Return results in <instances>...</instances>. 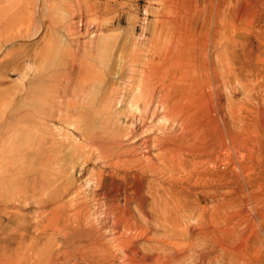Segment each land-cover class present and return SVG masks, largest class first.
Wrapping results in <instances>:
<instances>
[{
    "label": "rangeland",
    "instance_id": "rangeland-1",
    "mask_svg": "<svg viewBox=\"0 0 264 264\" xmlns=\"http://www.w3.org/2000/svg\"><path fill=\"white\" fill-rule=\"evenodd\" d=\"M42 1L43 0H0V10L2 9L0 12V64L2 63L0 65V95H2L0 96V116L5 115V112L8 114L11 110L13 111L17 101L22 100L23 96L25 97L28 88L24 87V83H31V81L35 83L40 79L39 77L48 75L47 73L50 74L55 71H62L66 64L65 61H70L69 58H71V56L68 58L71 53L68 54V48L65 46H71L69 49L71 48L70 50H74L76 48L75 46L81 43L84 45L83 50L90 48L89 50H91L92 53L89 54L90 57L87 55L88 57L84 60H89L90 62L86 61V71L89 72L91 70L87 75L89 78H86L87 80H82L77 86L74 85L73 88L77 89L74 90L75 93H73L71 88L74 95L71 91L68 93L66 96V105L69 103H77L80 107L79 113L83 115L87 123L90 120L89 124L95 123L93 121H97L100 114L105 116V118L109 120L108 126L105 128L106 138L108 139L112 133L115 132L114 130H116V132L121 130L120 133L123 132L122 135L130 133L129 130H134L137 137L132 135L129 136L130 138L127 144L130 147L131 145L132 147H140V142L142 144L144 141L143 138L145 137H157V133L155 132L159 128L160 130L157 131L159 132V136L168 135V133H176L183 128L186 129L187 132L195 127L203 128L206 131L204 140L208 143L217 140L218 147L213 154L201 155L198 156V158L199 160L206 158L208 160V167H212V165H214L213 163L217 164V175L214 180L216 182L215 184L220 188L225 202V207L220 211L221 223L223 226L232 225L231 227H233L234 235L229 243L235 252L236 264H264V0H87V2L86 0H58V3L56 0H44V3ZM51 1L55 3L52 4ZM29 2L30 5L28 6ZM7 5H9V7H6ZM74 5H79V10L82 9L80 10L81 12L79 10L76 11V8H74L76 6ZM78 11L79 13H77ZM82 11L84 12L82 13ZM50 13L53 14L51 15ZM80 13L86 18L81 17V15H79ZM28 15L30 16L28 17ZM78 15L79 18H77ZM80 17L83 19L81 20ZM9 20L10 24L8 25ZM52 22L53 25H51ZM14 23L17 26H14ZM55 23L57 25H55ZM75 23L76 27L74 26ZM6 26L9 29H6ZM53 26H56L55 29ZM69 26L71 27L69 28ZM88 26L89 28H87ZM10 27H12V31ZM64 27L65 30H67L65 32ZM62 30L64 34H70H65L63 36ZM53 31L54 33L57 32V35H53ZM49 33H51V36H49ZM80 33L82 35H80ZM16 34L19 35L20 38L19 36H16V38ZM10 35L13 36L10 37ZM7 37L10 39H7ZM54 37H56V39ZM23 38L26 40H23ZM69 38L71 39L69 40ZM50 39H52V41ZM53 40H56V42ZM4 41L9 44H6ZM47 41L48 44H46ZM49 42L51 43L50 46ZM86 42L89 43L85 45ZM15 45L18 49L23 47L22 50L25 49L23 53H21L22 50H14L17 49ZM52 45L54 48L56 47L55 50L63 49L60 51L56 50L55 52L54 48H51ZM87 45L90 46L87 47ZM91 46L95 48L92 49ZM49 48L52 51H50ZM40 50L41 52H39ZM173 50L180 54H178L179 58L184 60V63L185 61L187 62V68L184 65L186 78L184 76L181 82L184 86L182 89L184 92L182 90L180 91L182 87L177 90H170L169 88L172 79L170 81V74L168 75L166 71L170 69L171 63L175 60V52ZM16 51L21 52L17 55ZM12 52H15L16 55ZM37 52L39 54H37ZM50 52L54 53L51 55ZM94 52L95 55H93ZM219 52L222 55L217 54ZM46 53L50 56H44ZM169 57L172 58V61H170L171 58ZM219 58H221V60ZM4 59H6V61ZM217 60L220 62L218 63ZM37 61H39V63ZM131 62H135L134 65L137 68L136 70H133L135 67ZM231 66L233 67L231 68ZM129 67H131V69L133 68V73L135 71H137V73L133 74ZM160 69H162L163 72L158 74ZM34 73L38 76H35ZM30 78L34 79L30 80ZM158 80H160V82ZM67 82L68 79L64 78L62 80L63 88L60 87L58 89L64 90L68 85ZM150 82L151 85L149 84ZM82 84L84 85L82 86ZM78 86L84 91L78 90ZM9 87L10 89L8 90L10 92L7 90ZM58 89H56L58 92L56 91L54 93L64 96L65 92L59 91ZM85 91L87 93H85ZM15 92H17V94ZM24 92L25 94L23 95ZM82 92L84 95H82ZM20 93L22 94L20 95ZM165 93H168V95ZM153 95H155L156 99ZM170 95H174V97ZM82 96L84 97L82 98ZM159 97H161V99ZM57 100V102L54 101V103L51 104L53 106L57 104L56 106H58L61 101L59 99ZM12 101L13 103H11ZM1 104H3V107ZM13 104L15 105L13 106ZM159 104H161V108L165 105L163 108L164 111L160 113L162 117L158 116V119L148 120L146 122L149 124L146 123V115L150 114V110L148 109L154 108ZM8 105L12 109L9 110ZM81 105H83L84 109H87L82 110L83 107H81ZM84 115L86 116L84 117ZM133 117L137 120L133 121ZM181 118L184 119V121ZM140 119H142V121ZM59 123L60 122L50 124L54 129L60 130V128H62V130H64L63 135L59 138V140H61L59 145L60 151L52 161H49L50 166L48 167L52 170L47 176L49 183L47 182L45 185L43 195V201L45 203H38L40 205L38 206L37 203L31 200L26 203L27 205L24 204L23 211L25 213H23L26 215L27 232L30 237L28 238L27 236L23 248L27 250L28 254L23 260L21 259L22 261L19 260L16 264H75L78 257L80 258L81 256V254H79L80 247L77 246L81 243L76 239V234L74 235L73 232L77 233L78 231L74 229L78 228L79 230L83 225L82 228L90 230L92 235L94 234L96 236L98 234V236L100 235L103 237L106 235L107 240L111 242L114 238L113 231L111 229H104L102 225L108 222L112 226V224L114 225V223L120 222L118 219L123 216V213L125 214L127 207L134 215L136 214L135 218L138 220L141 229L144 230L147 225L146 228L151 229V231L153 230L148 236L151 237L154 234L153 237H155V239L165 237V230H162V227L157 226L155 222H153V224L148 223L151 220L150 217L148 216V218L142 212L134 199V197H137L136 194L142 189L140 185L141 179L143 181L146 180L147 183L152 180V173L148 169V173L146 170H140L141 172L138 171L140 167L145 168L148 166L146 164H149L148 160H146L145 157L143 158V152L140 150L137 152V154H139L136 157L143 160H139L141 163L138 161L136 163L137 167L133 169L134 171L132 170V172H134L133 174L138 175V178L133 180L132 183L123 178L125 175L123 166L120 170L124 171V173L121 172L120 177L119 175L114 177L109 176L110 181H116L113 185L115 188L117 185L121 186L123 196L128 193L134 200V202L133 200L127 202L123 198L121 201H117L113 205L116 207L113 212H118V215L115 216V214L110 211L114 207L107 206L105 202L116 198L117 194L113 191L111 186L105 185L107 183L103 182L104 180L102 178L104 175H101L103 172H105L104 174L109 171L111 174L113 173V168L109 167V160H100L99 151H95L93 152V157H95V159H92L89 165L88 163L85 164L86 160H84L83 157H89L90 152H88V150L86 152L85 150L86 156L80 153V150H78L79 148H76L80 143H83L79 138L80 132L78 133L76 128L72 125L60 126L61 123ZM145 123L147 125H145ZM131 124H135L133 125L134 129L131 128ZM143 124L145 129L144 127L140 128ZM57 126L60 128H57ZM112 126L114 127L113 129ZM154 128L157 130H153ZM171 128L173 130H171ZM151 132L152 134H150ZM143 133H145V135ZM74 138L75 141L73 140ZM76 141H79L78 144ZM188 142V146L192 147L193 144L190 143H193V139ZM194 147L195 145L192 148ZM74 149L77 150L74 151ZM157 154L160 155V152L154 150L151 156L153 155L152 157L155 158V160L157 159V163L161 164L160 156L158 157ZM80 155L83 156L80 157ZM97 159L99 161H97ZM50 168L48 169L50 170ZM191 169L193 170L192 166H187L185 171L179 170L176 172H169L167 170L165 174L162 173L159 175L160 177H157L158 183L160 184L157 185V188L159 189V186H161V188L163 187V189L168 192H174V195L172 194L173 196L179 195V200L183 204L187 203L190 206L196 204V195L202 190V187L200 188V184L196 181L197 175L196 173H192ZM110 172L107 175H110ZM132 184L134 188L131 186ZM182 188L184 192L180 191ZM76 189H78L79 192ZM159 190L161 191V189ZM175 190L177 192H175ZM143 192L151 197L148 184L145 186ZM188 192L190 193L185 194ZM62 193H64V195ZM149 203L150 204L146 206V212L155 216L156 213L153 212L152 198ZM172 205V208L175 207L173 208L172 214L181 213L179 207L174 205V202H172ZM0 206V208L5 207L3 203H0ZM9 208L10 210L14 209V211H16L20 208V204L13 201V204L9 205ZM37 212H40V215ZM90 212H95L96 214ZM78 213H82L83 216L80 214L78 217ZM0 217V219L4 220L5 224H9L10 220L7 214L2 212ZM185 217L187 220H183V218L181 220L182 230L185 229L184 231H186L189 229L194 231V234L197 236L200 226L197 214H190V212H188L185 214ZM78 220L81 221L79 222ZM122 221L124 220L122 219L121 222ZM78 224L80 227H78ZM128 224L126 221L122 224L120 223V225H122V230L119 235L123 234L126 238H141L142 236L139 234L142 230L135 226L131 227L130 223ZM105 231L109 232L105 233ZM128 231H130V234H128ZM5 233L2 234L3 237L6 236L4 235ZM252 234L254 235L252 236ZM139 241V248L144 249L151 246L146 238H141ZM6 243L5 241H0V248H2L0 264H6L5 261L2 260L3 246H5ZM144 244L147 245L143 246ZM188 246L183 243L178 250H186V252H188L187 264H191L189 263L191 262L190 260L196 257L197 254L190 250V247L187 249ZM74 250H76V252ZM32 252L35 253L32 254ZM37 254H40L39 260H37ZM122 255L123 253L118 255L120 261L125 258V255Z\"/></svg>",
    "mask_w": 264,
    "mask_h": 264
},
{
    "label": "bare ground",
    "instance_id": "bare-ground-1",
    "mask_svg": "<svg viewBox=\"0 0 264 264\" xmlns=\"http://www.w3.org/2000/svg\"><path fill=\"white\" fill-rule=\"evenodd\" d=\"M3 1H6V0H3ZM56 1L58 3V0H56ZM86 2H87V0H86ZM51 3H52V1H51ZM53 3H55V2H53ZM4 4H5V2H4ZM61 4H62V2H61ZM76 4H77V1H76ZM78 4H80V3H78ZM29 5H30V2L28 4V6ZM44 5H46V4H44ZM87 5H88V3H87ZM93 5H94V3H93ZM47 6H48V4H47ZM74 6H76V5H74ZM78 6L74 7V8H76V11L79 10L80 6L79 7ZM95 6H96V4H95ZM6 7H9V5H7ZM77 7H78V9H77ZM84 7H83V9H84ZM89 9H90V7H89ZM89 9H87V10H89ZM93 9H95V8H93ZM1 10H0V12H1ZM25 10H26V8H25ZM80 10H82V9H80ZM33 11H34V9H33ZM79 11L77 13H79ZM83 12L84 11H82V13ZM30 14H31V12H30ZM79 15H81V13ZM79 15L77 16V18H79ZM29 16L30 15H28V17ZM73 17H74V15H73ZM81 17H84L83 14L81 15ZM81 17H80V19H81ZM77 18H74V19H77ZM84 18H86V17H84ZM80 19H79V21H80ZM70 22H72V21H70ZM56 23H55V25H57ZM9 24H10V20H9L8 25ZM69 24H71V23H69ZM13 25L17 26V25H15V23ZM51 25H53V22H52ZM74 26L76 27V23H75ZM24 27H26V26H24ZM55 27L53 26L54 29H55ZM70 27L71 26H69V28ZM10 28H11V31H12L13 30L12 27H10ZM87 28H89V26ZM6 29H9V28H7V26H6ZM29 29H31V28H29ZM69 30H68V32H69ZM14 31H15V29H14ZM56 31H58V30H56ZM65 31H67V30H65V27H64V32ZM62 32H63V30H62ZM64 32H63V36L65 34H67V33L64 34ZM52 33L54 35L57 32L54 33V31H53ZM60 33H61V31H60ZM27 34H29V33H27ZM49 34H50L49 36H51V33H49ZM68 34H70V33H68ZM47 35H48V33H47ZM80 35H82V34L80 33ZM86 35H87V33H86ZM12 36L13 35H10V37H12ZM16 36L18 37L19 35L16 34L15 37ZM78 36H79V34H78ZM70 37H72V36H70ZM19 38H20V36H19ZM54 38L56 39V37H54ZM78 38H80V37H78ZM7 39H10V38L7 37ZM70 39L71 38H69V40ZM96 39H98V38H96ZM23 40H26V39L23 38ZM50 40L52 41V39H50ZM53 41L56 42V40H53ZM75 41H76V39H75ZM6 42H8V41H6ZM80 42H82V41H80ZM92 42H94V41H92ZM88 43L89 42H86L85 45L88 44ZM6 44H9V43H6ZM46 44H48V41H47ZM50 44L51 43L49 42V46H50ZM1 45H4V44H1ZM4 46H6V45H4ZM46 46H48V45H46ZM83 46L84 45H82L81 43H78V45L75 46L76 48L74 50H70L71 48L69 49V47H71V46H69V47L65 46L66 48H68V54L71 53V54H69L68 58L70 56H71V58H69L70 61L69 60L67 62L65 61V63H66L65 65L62 64V65H64V67L62 66L63 67L62 71H55V72H52L50 74L47 73L48 75H45L44 77H39L40 78L39 80L36 81V79H35V81H36L35 83H33L34 81L33 82L31 81V83L28 82L27 84L24 83V87L28 88V92L26 93L25 97L23 96L22 100L17 101L16 106H15L13 111L11 110L10 113H8V114H6V112H5V115H1L0 116V203H3V205L5 206L3 208H0V214L2 212L7 214L9 216V220H10L9 224L8 223L5 224L4 220L0 219V228L2 229V231L0 229V241L1 242L2 241L7 242L6 245L3 246V255H2L3 257H2V260L5 261L6 264H16L19 260L22 261L24 259V257H26L27 254H28L27 250H24V248H23L24 242L27 240V236H28V238L30 237L28 235V232H27V228L28 227H27V223H26V219H25L26 215L24 214L25 212L23 211V207H24V204L27 205L26 203H28L31 200L33 202L37 203L38 206H40L39 204L44 202L43 201V197H44L43 195H44L45 185L47 184V182L49 183L47 176L50 173V171L52 170L50 167H48V166H50L49 165V161H52L55 158V156L60 151L59 145H60V141L61 140H59V138L61 137V135H63V130H64V129L62 130V128H60L58 126H57V128H60V130H58L56 128L54 129V127H52L50 124L51 123L60 122L61 123V124L59 123L60 126H62V125H65V126L66 125L67 126L68 125H72V126H74V128H76L78 133L80 132L79 138L81 139V141H83V143L82 144L80 143V145H78L76 148H79L78 150H80L81 154H85V150H86V152H87V150H88V152H90V155H89L90 158L89 157H87V158L83 157V159L86 160L85 164L88 163V165H89L90 161L92 159H95V157H93V152H95V151H97V152L99 151L100 160L101 159H103L105 161L109 160L108 161V162H110L109 167L113 168V171H112L113 173L111 174L110 171H109L110 175H107L109 172L106 173V174H104L105 172L101 173V175L102 174L104 175V176H102V178L104 180L103 182L107 183L105 185L111 186L113 191H115L116 194H117L116 198L105 202L107 204V206H109V207L113 206L117 201L118 202L121 201L123 198L127 202H131L133 200L128 195V193H126L125 196H123V193L121 191V186L117 185V187L115 188L113 185H114V183L116 181H114V182L110 181V177H114V176H118V175L120 177V173L121 172L124 173V171L120 170V169H122V166H123V168L125 170V175L123 176V178L127 179L128 181H131L130 183H132L133 180L138 178V175L137 174H133L134 172H132V170L137 167L136 163L139 160H143V159H140V158L138 159V157H136L139 154V153L137 154V152L139 150L143 152L142 153V154H144L143 158L145 157V159L148 160L149 164H146L148 166L145 165L146 166L145 168L144 167H142V168L140 167V169L138 171L141 172L140 170H142V171L146 170V172H147V169H148L152 173V180H151V182L147 183L146 180L143 181L141 179L140 185H141L142 189L136 194L137 197L136 198L134 197V199L138 203V206L140 207L142 212L147 217L148 216L150 217L151 220L148 223H152L153 224V222H155L157 224V226L162 227V230H165L164 231L165 237H163V238L155 239V237H153L154 234L151 237L148 236V234H150L153 230L151 231V229L146 228L147 225H146L144 230L141 229V226H140L138 220L135 218L136 214L134 215L133 212L128 207H127V210L125 209L126 210L125 214L123 213V216H121L118 219V221H120V222H116V223H114V225L112 224V226L108 222L105 225H102V226H104V229H111L113 231L114 238H113V240L111 242L109 240H107L106 235L104 237L100 236V235L98 236V234L96 236L94 234L92 235L90 230L83 229L82 228L83 225L80 227L79 226L80 223H79L78 227H80L81 229H79V230H78V228L74 229V230H77L78 232L76 231L77 233H75V232H73V233H74V235L76 234L75 235L76 239H78L79 242L81 243L80 245H77V246L80 247L79 254H81V256H80V258L77 256L78 259H77L75 264H185V263L187 264L188 263L187 262V260H188V254L187 253L188 252H186V250L185 251L178 250V248H180V246L183 243L186 244L187 246L189 245L187 247V249L190 247L189 249L194 251L197 254V256L194 254L196 257H193L194 255L192 256L193 259L190 260L191 262H189L191 264H236L237 262H236V259H235V252L231 248V244L229 243L231 241V238L234 235L233 227H231L232 225L231 226L230 225L223 226L222 223H221L222 219H221V216H220V211L222 210V208L225 207V202L223 200V194L221 193L220 188L215 184L216 182L214 180V178L217 175V166H216L217 164L213 163L215 165V166L212 165V167L214 166L213 168L212 167H208L207 166L208 160L206 158L205 159H200V160L198 158V156H201V155L213 154L216 151L217 147H218L217 146L218 141L217 140H216L217 142L216 141H212L211 143L206 142L204 140L206 131L203 128H201V127H198V128L195 127L193 129L191 128L192 130L188 131V132L186 131V129H184V128L181 129L180 128L181 131H179V132L177 131L176 133H171V134L168 133V135H161V136H159V132H157L158 130H160V128L158 129L156 127L158 130L156 128H154L153 130L156 129L157 131L155 130L156 132L155 131H153V132L157 133V137H155V138H151V137L143 138L144 141H143L142 144L140 142V145H139L140 147H136V146L132 147V145L130 147L127 144V142H129L128 140L130 138L129 137L130 135H132L134 137H137V134H136V132L134 130H132V131L129 130L130 133H128L126 135H122L123 132L120 133L121 130H119L117 132H116V130H114L115 132L112 133L110 138L109 139L106 138V134H105V130L106 129L105 128L108 126L109 120L106 119L105 116H102V114H100L99 118L97 119V121H93L95 123L89 124L90 120L88 121L85 118L88 121V123H87L84 120L83 115L79 113V108L80 107H79V105L77 103L76 104L75 103H69V104L66 105V103H67L66 96L71 91V88H72L73 93H75L74 90H77V89L73 88L74 85L77 86V85L80 84V82H82V80H87L86 78H89V77H87V75H88V73L91 72V70L90 71L88 70L89 72L86 71L87 70L86 69V61L89 62V60H86V61H84V60L89 56V54L92 53V51L89 50L90 48L89 49L86 48V50L85 49L83 50ZM88 46H90V45H87V47ZM52 47L54 48L53 45L51 46V48ZM0 48H1V46H0ZM15 48H17V49H14V50H22L23 47H21V49H18V47L15 45ZM24 48H26V47H24ZM55 48H54V50H55ZM91 48H92V46H91ZM94 48H92V49H94ZM40 49H43V48H40ZM61 49H63V48H61ZM24 50H22V52L21 51H18V52L16 51V54L18 55L20 52L23 53ZM49 50L52 51L50 48H49ZM56 50H58V49H56ZM56 50H55V52H56ZM60 50H58V51H60ZM218 50H219V48H218ZM173 51L175 52V50H173ZM39 52H41V50ZM52 53H54V52H52ZM52 53H51V55H52ZM13 54L16 55L15 52ZM37 54H39V53L37 52ZM178 54H179L178 52H175V55L173 54L175 60H174V62L171 63L170 69H168V71H166V72H167L168 75L170 74V77H171L170 81L172 79V82H170V84H169L170 90H177V89L182 87L180 89V91H181L184 88V86H183V84L181 82H182V80H183V78L185 76V67L187 68V66H186L187 62L185 61V63H184L183 62L184 60L179 58L180 54L179 55ZM217 54H221V53L219 52ZM41 55H42V53H41ZM41 55H40V57H41ZM45 55H47V53L44 54V56ZM93 55H95V52H94ZM4 56H6V55H4ZM171 57L173 58L172 55H171ZM171 57H169V58H171ZM172 58H171L170 61H172ZM6 59H4V60L6 61ZM28 59H29V57H28ZM42 59H43V57H42ZM219 59L221 60V58H219ZM37 62L39 63V61H37ZM135 62H131V63H133L132 65H134ZM217 62H218V60H217ZM184 65H185V67H184ZM134 67H135V65H134ZM232 67L233 66H231V68ZM129 68L131 69V67H129ZM132 69H131V71H132ZM136 69L137 68L135 67V69H133V70H136ZM166 70H167V68H166ZM13 71H14V69H13ZM48 71H45V72H48ZM216 71H217V69H216ZM232 71H234V70H232ZM232 71H230V72H232ZM45 72H44V74H45ZM150 72H152V71H150ZM160 72H163L162 69H160L158 74H160ZM218 72H221V71H218ZM132 73H133V71H132ZM136 73H137V71H135L133 74H136ZM148 73H149V71H148ZM37 74H38V71H37ZM34 75H35V73H34ZM166 76H164V77H166ZM28 78H29V76H28ZM64 78L68 79V82H67L68 85L64 88V90H59L58 88L62 87V80ZM185 78H186V76H185ZM32 79H34V78H30V80H32ZM3 81H1V82H3ZM158 81L160 82V80H158ZM26 82H27V80H26ZM152 83H153V81H152ZM184 83H185V81H184ZM149 84L151 85V82ZM162 84H164V83H162ZM83 85L84 84H82V86ZM146 86H148V85H146ZM77 88H79V86ZM8 89H10V87L7 88V90ZM56 89H58L59 91L65 92V95L64 96L63 95L60 96L58 93H54V92L57 91ZM78 90L81 91L83 89L79 88ZM23 91H24V89H23ZM23 91H20V92H23ZM72 91H71V93H72ZM86 91H87V89H86ZM86 91H85V93L88 92V91L87 92ZM182 91L184 92V90H182ZM25 92L23 93V95L25 94ZM165 92H167V91H165ZM15 93L17 94V92H15ZM21 94L22 93H20V95ZM20 95H18V96H20ZM82 95H84L83 92H82ZM166 95H168V93ZM0 96H2V95H0ZM10 96H8V97H10ZM153 96L155 98V95H153ZM170 96H172V95H170ZM16 97H17V95H16ZM83 97L84 96H82V98ZM172 97H174V95ZM5 98L7 99L6 96H5ZM159 98L161 99V97H159ZM19 99H21V98H19ZM57 99H59L61 102H59L58 106H56L57 104L53 106L51 103H54V101H56ZM157 99H158V97H157ZM14 101H16V100H14ZM11 103H13V101ZM83 103H84V101H83ZM150 103H152V102H150ZM14 105L15 104H13V106ZM160 105L161 104L155 106L154 108L148 109V110H150L149 111L150 114L146 115L147 116L146 118L144 117L145 118V122L148 121V120L158 119V116H160V113L162 111H164L163 108L165 107V105H164V107L161 108ZM1 106L3 107V104H1ZM4 106H6V105H4ZM168 106H169V104H168ZM81 107H83V105H81ZM6 108H5V110H6ZM1 109H3V108H1ZM10 109H12V108L9 106V110ZM86 109H84V107L82 108V110H86ZM178 111H180V110H178ZM80 112H81V110H80ZM164 114H166V113H164ZM78 115H80V116H78ZM85 116L86 115H84V117ZM113 116H114V114H113ZM160 117H162V116H160ZM164 117H165V115H164ZM166 117H167V115H166ZM168 117H169V115H168ZM184 117H186V116H184ZM189 119H191V118H189ZM134 120H137V119H134V117H133V121ZM140 120L142 121V119H140ZM182 120L184 121V119H182ZM176 121H177V119H176ZM115 122H117V121H115ZM115 122H114V124H115ZM186 122H187V120H186ZM132 123H135V122H132ZM146 123H148V122H146ZM146 123H145V125H147ZM150 124H152V123H150ZM133 125H135V124H133ZM133 125L131 126V128H133ZM151 126H153V125H151ZM187 126H189V125H187ZM143 127H144V124L140 128H143ZM189 127H188V129H189ZM113 128L114 127L112 126V129ZM140 128H139V130H140ZM164 128H165V126H164ZM168 128H167V130H168ZM172 128H171V130H173ZM176 128H174V129H176ZM120 129H121V127H120ZM144 129H145V127H144ZM54 131H59V132H54ZM148 131H149V129H148ZM103 132H104V134H103ZM58 133H61V134H58ZM164 133H165V130H164ZM143 134L145 135V133H143ZM150 134H152V132ZM67 136H68V134H67ZM65 137H66V133H65ZM191 139H193V143H190V144H193V146L195 145L194 148H192L193 146L192 147L188 146V143H189L188 141H191ZM73 140L75 141V138ZM132 141H133V139H132ZM194 141H195V143H194ZM76 142L78 144L79 141H76ZM61 148H62V146H61ZM76 150L77 149H74V151H76ZM154 150H158L160 152V155L157 154V156L158 157L160 156L159 158L161 160V164L157 163V159L155 160V158L152 157L153 155L151 156L152 151H154ZM80 153H78V154H80ZM85 155L87 156V154H85ZM140 155H141V153H140ZM81 156H83V155H80V157ZM155 157H156V155H155ZM80 160H82V159H80ZM97 161H99V160L97 159ZM144 163H146V162H144ZM84 166L87 167L86 165H84ZM187 166H192L193 170L191 169L192 170L191 172L192 173H196V175H197V178H196L197 180L196 181L198 182V184H200V188L202 187L201 188L202 190H200V192L198 194L196 193L197 194L196 195V200H195L196 204H194L192 206L188 205L187 203H186L187 205L183 204L179 200V197H178L179 195L178 196L177 195L173 196L174 192H168L167 190L163 189V187L161 188V186H159L160 187L159 189H161V191L157 188V185L159 184L158 183L159 181H158L157 177H160L159 175H161L162 173L165 174L167 170L169 172H174V171L176 172V171H179V170L185 171L187 169ZM47 167L50 168V170ZM59 170H61V169H59ZM212 170H214V171H212ZM99 173H100V171H99ZM143 177H145V176H143ZM148 177H149V175H148ZM146 183L149 185V190L151 191V197L149 195H146L143 192L144 189H145V186L147 185ZM195 184H194V186H195ZM131 186L133 187L134 185L132 184ZM76 190H78V189H76ZM106 190H108V189H106ZM128 190H127V192H128ZM50 191H51V188H50ZM132 191H131V193H132ZM180 191L184 192V189L182 188V190H180ZM78 192H79V190H78ZM175 192H177V191L175 190ZM178 192H179V190H178ZM189 193L190 192L185 193V194H189ZM62 194L64 195V193H62ZM78 196H79V193H78ZM190 196H191V194H190ZM75 198H76V196H75ZM151 198L153 199V212L156 213V215L154 213V215L156 217L153 216L152 214L146 212V208H147L146 206L148 204H150L149 202H150ZM78 199H79V197H78ZM194 199H195V197H194ZM13 201H16V202H18L20 204V208L18 210H16V211H14V209L10 210V208H9V205L13 204ZM80 201H81V199H80ZM133 202H134V200H133ZM172 202H174V205H177L179 207V210L181 212V213L178 212L179 214H175L176 216L174 214H172V212L174 210L173 208H175V207L172 208V206H173ZM126 205H127V203H126ZM113 207L114 208L110 210L112 212L115 211L114 209L116 208L115 206H113ZM41 209H42V207H41ZM79 210H81V209H79ZM76 212H77V210H76ZM188 212H190V214H192V213L195 214V215L197 214V216H198V220H199L200 226L198 228L199 231H198L197 236L194 234V231H191L189 229L184 231L185 229L182 230L183 227L181 228V226H182L181 225V220H182V218H183V220H187V219H185L186 218L185 214L188 213ZM82 213H78V217ZM90 213H93V212H90ZM113 213L115 214V216L118 215V212H113ZM176 213H177V211H176ZM84 215H85V212H84ZM82 216H83V214H82ZM86 217H88V216H86ZM6 218H8V217H6ZM122 219L124 221L121 222ZM86 220H88V219H86ZM78 221L80 222L81 220H78ZM125 221L127 222V224L130 223L131 227L135 226V227H138L140 230H142L139 235L142 236L141 238H146L147 242H150L151 246L147 247V248L143 247L144 249L139 248V243H140L139 240L141 239L140 237H136V238H130L129 237V238H126V237L123 236V234L119 235L120 231L122 230L121 229L122 225H120V223L122 224ZM40 225H42V224H40ZM123 226H125V225H123ZM76 227H77V225H76ZM40 228H41V226H40ZM127 229H128V227H127ZM195 229H196V226H195ZM123 230H125V229H123ZM106 232H109V231H105V233ZM128 232H129L128 234H130V231H128ZM3 233H5L4 234V235H6L5 237H3V235H2ZM32 234H34V233H32ZM253 235L254 234H252V236ZM258 237H260V236H258ZM37 239H39V238H37ZM257 239H259V238H257ZM254 240H255V238H254ZM260 242H261V240H260ZM15 245H16V247H15ZM146 245L144 244L143 246H146ZM181 249H183V248H181ZM115 250H117V251H115ZM1 251H2V248H0V255H1ZM39 251H41V250H39ZM74 251L76 252V250H74ZM33 253H35V252H32V254ZM120 253H123V255H125L124 256L125 258L122 259L121 261L119 260L120 258L118 259V257H119L118 255ZM36 257L35 258L37 260H39L40 259V254H37ZM0 258H1V256H0ZM33 263H34V261H33Z\"/></svg>",
    "mask_w": 264,
    "mask_h": 264
}]
</instances>
